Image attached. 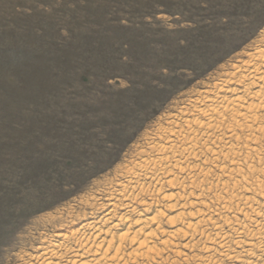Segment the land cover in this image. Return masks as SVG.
<instances>
[{"label": "rangeland", "instance_id": "374dc122", "mask_svg": "<svg viewBox=\"0 0 264 264\" xmlns=\"http://www.w3.org/2000/svg\"><path fill=\"white\" fill-rule=\"evenodd\" d=\"M263 30L264 0H0V264L78 230L146 131Z\"/></svg>", "mask_w": 264, "mask_h": 264}, {"label": "bare ground", "instance_id": "6f19581e", "mask_svg": "<svg viewBox=\"0 0 264 264\" xmlns=\"http://www.w3.org/2000/svg\"><path fill=\"white\" fill-rule=\"evenodd\" d=\"M256 42L146 131L88 221L33 261L163 264L172 251L173 264H264V30Z\"/></svg>", "mask_w": 264, "mask_h": 264}]
</instances>
